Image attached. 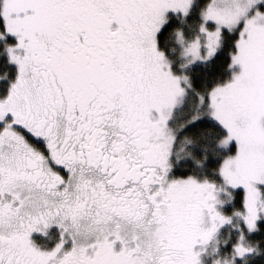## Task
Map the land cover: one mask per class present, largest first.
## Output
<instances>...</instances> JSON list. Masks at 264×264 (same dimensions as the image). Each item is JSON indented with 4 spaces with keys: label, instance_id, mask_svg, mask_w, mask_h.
<instances>
[{
    "label": "snow or ice",
    "instance_id": "snow-or-ice-1",
    "mask_svg": "<svg viewBox=\"0 0 264 264\" xmlns=\"http://www.w3.org/2000/svg\"><path fill=\"white\" fill-rule=\"evenodd\" d=\"M0 264H264V0H0Z\"/></svg>",
    "mask_w": 264,
    "mask_h": 264
}]
</instances>
